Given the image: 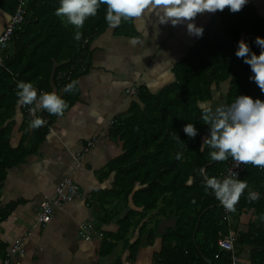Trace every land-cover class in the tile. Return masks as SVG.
Listing matches in <instances>:
<instances>
[{"label": "trees", "instance_id": "obj_1", "mask_svg": "<svg viewBox=\"0 0 264 264\" xmlns=\"http://www.w3.org/2000/svg\"><path fill=\"white\" fill-rule=\"evenodd\" d=\"M22 1L26 10L24 21L14 31L5 51L7 56L0 65V184L6 169L21 162L29 152L22 142L16 148L11 147L10 125H5L18 105L16 81L31 82L45 93L52 92L53 85L63 90L72 80L77 81L88 44L109 27L105 21V5L77 29L56 14L60 0ZM18 2L0 0V10L9 17ZM131 28L132 19H122L115 33L125 34ZM77 31L80 32L78 40L75 39ZM257 36L264 38V17L257 14L250 1L236 13L229 12L227 7L217 10L198 44L174 65L175 80L156 94L139 89L140 103L133 104L127 115L116 119L114 132L122 140L123 151L110 163V170L116 173L113 196L122 199L125 205L131 196L133 205L142 207V211L131 210L120 220L119 229L112 236L114 241L125 239L132 225L131 218H139L162 205V215L174 212L176 224L162 237L161 250L154 256L155 264L232 263L230 253L220 252L217 247L219 232L232 233L222 216L220 201L211 189H206L205 180V176L220 179L231 157L213 161L209 156L212 149L207 145L201 149L209 126L202 120L200 104L212 100L213 85L217 89L226 81L227 91L217 106L231 104L238 95L264 101V93L248 79L252 74L250 67L234 54L237 41L241 39L259 54L260 49L254 43ZM77 92L76 85L72 92L63 91L61 98L69 106ZM217 106L211 108L214 110ZM49 118L51 120V116ZM187 123L197 128L194 138H189L182 130ZM33 130L38 135L45 132L40 127ZM178 153L180 159L176 158ZM201 168L205 170L204 175L198 171ZM239 180H245L248 187L230 214L236 216L253 209L256 221L234 237V249L243 244L259 247L261 252L251 254L250 264H264V220L261 219L264 215V168L246 164ZM135 184L140 187L134 189ZM251 192L259 193V199L251 200ZM11 208L0 207V222ZM156 234L154 229L153 235ZM115 246V242L102 240L101 257L110 254ZM4 249L0 244V251ZM216 253L220 254L219 258L215 257Z\"/></svg>", "mask_w": 264, "mask_h": 264}, {"label": "crops", "instance_id": "obj_2", "mask_svg": "<svg viewBox=\"0 0 264 264\" xmlns=\"http://www.w3.org/2000/svg\"><path fill=\"white\" fill-rule=\"evenodd\" d=\"M249 1L264 17V0ZM215 14H197L191 22L202 27L204 34ZM8 18L0 11V33ZM186 23L160 25L155 15H149L132 19V28L125 34H116L115 28L108 27L88 44L77 75V97L63 115L50 114V129H43L40 135L29 128L22 105L15 107L14 115L5 122L10 125L9 143L16 148L22 142L29 152L21 162L6 169L0 184V207H12L0 222V244L7 248L26 233L28 236L24 256L13 264H155L162 237L174 228L167 227L163 234L157 232L158 223L166 217L162 205L131 218L124 240L112 239L124 216L131 210L142 211V207L133 205L131 196L127 205L113 196L116 173L110 170V163L123 151L113 125L131 111L133 104L140 103L139 89L156 94L175 80L174 65L187 57L203 36L189 35ZM133 37L135 44L130 43ZM131 87L137 88L135 94L128 93ZM227 87L228 82L222 90L220 84L217 89L213 85L212 100L200 105H219ZM51 89L62 97V88L53 85ZM66 176L77 183L80 197L55 208L45 226H33L40 202L51 196ZM139 187L135 184L134 189ZM232 212L226 220L236 238L256 221V215L253 209L236 216ZM81 222L92 225L90 240L78 235ZM102 240L116 243L104 257L100 255ZM236 248L238 262L243 264H250L251 254L262 250L248 244Z\"/></svg>", "mask_w": 264, "mask_h": 264}, {"label": "clouds", "instance_id": "obj_3", "mask_svg": "<svg viewBox=\"0 0 264 264\" xmlns=\"http://www.w3.org/2000/svg\"><path fill=\"white\" fill-rule=\"evenodd\" d=\"M248 2L249 0H60L56 14L63 16L68 24L79 29L88 17L95 16L98 8L105 5V21L109 27H117L122 19L139 20L145 16L155 15L160 25L176 26L187 22L188 34L201 37L203 28L191 22L197 14L223 11L226 7L229 12L236 13ZM79 38L80 32L77 31L75 39ZM130 43H137L136 38H131ZM254 43L260 49L259 54L254 53L243 39L237 41L234 54L250 67L252 74L248 79L254 81L261 93H264V38L257 36ZM77 83L78 81L72 80L65 85L63 91L72 92ZM17 89L18 105L35 103L37 108L45 109L49 114L57 116L63 115L69 107L55 92L42 93L38 96L31 82H18ZM201 107L202 120L209 126V134L203 140L201 149L204 145L212 149L209 152L211 160L224 161L231 157L239 163L264 168V101L248 95H238L231 104L217 106L214 110L206 105ZM32 111L34 114L35 109ZM44 124V119L35 117L29 122V128L37 129ZM182 130L189 138L197 135V128L193 123L185 124ZM176 158L180 159L179 153ZM198 171L201 175L205 173L203 168ZM205 180L206 189H211L220 203L230 211H235V205L242 192L248 187L245 180L232 177L221 180L205 176ZM250 199L253 201L259 199V193L251 192ZM261 219L264 220V215H261Z\"/></svg>", "mask_w": 264, "mask_h": 264}, {"label": "built area", "instance_id": "obj_4", "mask_svg": "<svg viewBox=\"0 0 264 264\" xmlns=\"http://www.w3.org/2000/svg\"><path fill=\"white\" fill-rule=\"evenodd\" d=\"M25 8L24 2L19 0L18 5L13 14L10 15L8 21L5 23L4 28L0 33V51L4 48L8 47L9 43L12 40V35L16 29L21 27L22 22L24 21L25 16ZM84 41L83 45L86 44ZM82 45V47H83ZM0 65H2V60L0 57ZM19 81H16L18 84ZM37 90V89H36ZM128 93L135 94L137 92V88L131 87L128 90ZM37 93L40 95L45 93L44 90H37ZM37 94V95H38ZM33 109L35 112L33 114ZM22 114L29 120H33L35 117H41L45 120V124L40 128L49 130L51 126L50 116L45 109H40L36 107V104L32 105H22L21 106ZM228 167L226 171L220 176V179H224L226 177H232L234 179H238L240 174L244 171V167L246 164L239 163L232 158L229 159ZM80 189L77 183L69 176L63 177L55 186L54 193L42 199L39 204L38 212L35 214L33 226H45L52 219L53 210L55 208L60 207L66 202L72 201L78 197H80ZM222 205V204H221ZM223 217L228 220L230 216V210L226 209L223 206ZM33 229V227H31ZM78 235L84 240H90L93 236L94 230L92 225L89 222H81L78 226ZM99 237H101V233H97ZM28 233L21 236L18 240H16L13 244L8 246L2 251H0V264H13L15 259L22 258L25 254L24 245L26 241V237ZM234 241L235 238L232 234H225L223 232H219L217 238V247L220 252H229L231 255L232 263L231 264H243L239 263L237 259V254H235L234 249ZM220 254L216 253L215 257L219 258Z\"/></svg>", "mask_w": 264, "mask_h": 264}, {"label": "water", "instance_id": "obj_5", "mask_svg": "<svg viewBox=\"0 0 264 264\" xmlns=\"http://www.w3.org/2000/svg\"><path fill=\"white\" fill-rule=\"evenodd\" d=\"M175 224H176L175 213L173 212L171 214L170 213L166 214L165 219H163L162 221L158 223L157 232L159 234H163L167 227H175Z\"/></svg>", "mask_w": 264, "mask_h": 264}, {"label": "rangeland", "instance_id": "obj_6", "mask_svg": "<svg viewBox=\"0 0 264 264\" xmlns=\"http://www.w3.org/2000/svg\"><path fill=\"white\" fill-rule=\"evenodd\" d=\"M0 11H1V10H0ZM1 12H3V11H1ZM3 16H5V15H3ZM7 16H8V15H7ZM9 17H10V16H9ZM8 19H9V18H8ZM1 20H4V19L1 18ZM5 20H6V19H5ZM4 22H5V21H4ZM6 49H7V47L0 51V57H1V60H2V65H3V57H6V56H7V54H6V52H5ZM226 84H227V82L220 84V85H221V90L224 89V87H225ZM238 179H239V178H238Z\"/></svg>", "mask_w": 264, "mask_h": 264}, {"label": "bare ground", "instance_id": "obj_7", "mask_svg": "<svg viewBox=\"0 0 264 264\" xmlns=\"http://www.w3.org/2000/svg\"><path fill=\"white\" fill-rule=\"evenodd\" d=\"M222 207H223V205H222ZM223 211V210H222Z\"/></svg>", "mask_w": 264, "mask_h": 264}]
</instances>
